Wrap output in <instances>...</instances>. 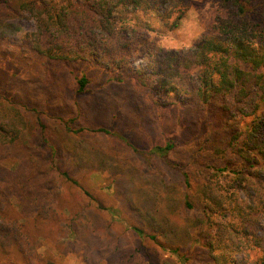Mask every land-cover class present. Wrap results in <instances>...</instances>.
Segmentation results:
<instances>
[{
	"label": "trees",
	"instance_id": "16d2710c",
	"mask_svg": "<svg viewBox=\"0 0 264 264\" xmlns=\"http://www.w3.org/2000/svg\"><path fill=\"white\" fill-rule=\"evenodd\" d=\"M215 1L207 31L180 49L161 46L149 25L116 14L156 11L174 29L191 0H75L61 5L40 0L28 5L42 22L39 31L27 36L35 55L90 63L101 54L110 79L130 83L135 95L148 99L146 110L175 107L188 117L176 119L178 134L170 132L163 142L139 149L127 134L84 124L82 109L53 119L0 88V155L12 151L17 164L13 170L0 166V264H35L34 235L28 229L33 227L27 224L63 215L58 184L69 182L83 190L78 178L83 166L114 175L116 194L133 222L113 207L99 206L108 210L112 222L154 245L132 249L120 242L101 243L98 252L110 264H178L158 252L186 260L191 227L204 222L206 257L233 264L240 254L244 264H264V0ZM175 12L179 15L169 22ZM137 57L147 58V65L134 69ZM78 83L79 93L88 91L87 76ZM230 111L240 116L236 124L222 118ZM191 115L200 116L202 123L194 126ZM140 118L147 120L144 114ZM186 128L194 131L183 138ZM107 141L125 147L128 158L105 148ZM133 157L141 164L134 165ZM131 168H138L139 175ZM9 193L18 199L19 219L8 213ZM94 219L100 224L91 214L71 223L75 242L97 249L101 240H94L92 230L91 239L86 237ZM163 235L181 250L165 244ZM251 249L262 251L257 260L250 259Z\"/></svg>",
	"mask_w": 264,
	"mask_h": 264
},
{
	"label": "rangeland",
	"instance_id": "374dc122",
	"mask_svg": "<svg viewBox=\"0 0 264 264\" xmlns=\"http://www.w3.org/2000/svg\"><path fill=\"white\" fill-rule=\"evenodd\" d=\"M38 1L40 0H0V88L8 90L9 97L16 98L27 104L29 109L44 112L53 119L68 118L72 112L82 109L84 117L81 121L84 124L105 126L127 134L129 141L139 149H149L153 144L163 142L167 135L180 132V128H175L176 119L182 115L186 119L187 114L175 107L156 108L154 112L146 110L148 99L135 95L130 83L117 84L110 79L106 59L101 54L90 63L50 61L35 55L27 42V36L39 31L42 22L28 5ZM48 1L52 5H61L75 0ZM216 6L215 0H191V5L174 29L161 20L156 11H150L148 14L140 10L135 13L119 12L116 16L121 20L128 18L139 25H149L153 37H157L161 46L180 49L189 48L207 31L209 23L213 20ZM178 15L179 13L175 12L169 22ZM147 63V58L137 57L132 66L134 69H139L145 67ZM83 75L89 80L86 87L88 91L79 93L78 81ZM129 97H132L130 102ZM142 114L147 118L146 121L140 118ZM190 117L191 119H188L195 120L194 126L202 123L200 116L191 115ZM239 117V114L234 111L222 116L233 124H236ZM183 124H186V120ZM193 131L191 128H186L183 138L190 136ZM105 148L115 151L114 153H117L121 159L128 158L130 155L125 147L122 148L113 141H107ZM130 161L134 165L141 164L134 157ZM16 165V158L12 151L0 155V166L13 170ZM131 169V173L137 172L139 175L138 168ZM78 173L83 190L69 182L63 181L58 184L60 198L66 208L63 215L38 225L33 222L27 224V228L33 227L28 229L34 235L31 244L36 248L35 264H110L107 255L98 252L101 243L106 242L104 244L106 246L120 242L132 249L140 246L141 243L144 246H151V241L136 236L123 223L112 222L109 219L108 210H103L99 206L101 204L105 208L113 207L122 217L133 222L123 210V204L116 194L114 175L108 171L99 170L95 166H83ZM84 190L88 191V196L84 194ZM120 192L122 193L121 190ZM9 194L12 205L8 213L19 219L21 214L18 199L13 193ZM5 209L8 210V208ZM89 213L100 219V224L94 219L89 225L91 229L86 233V237L91 239L90 231L92 230L94 240L95 236L101 240L97 249L94 244L87 246L81 240L75 242L77 231L71 221L80 223L85 220L86 214L90 215ZM175 219L180 221V216L176 214ZM207 226L208 224L204 222L198 227H191L192 247L186 249V260H179L170 251L161 250L158 253H162L165 259L178 260V264H216L212 258L205 256L201 247L203 245L201 236L207 231ZM162 239L165 244L181 250V245L171 243L165 239L164 235ZM101 252L106 253L103 250ZM84 254L89 256L85 257ZM249 254L251 260H257L262 251L251 249ZM233 264H244L240 254L235 255Z\"/></svg>",
	"mask_w": 264,
	"mask_h": 264
}]
</instances>
